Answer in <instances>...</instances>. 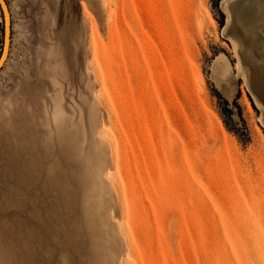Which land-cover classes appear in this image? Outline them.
<instances>
[{
	"label": "rangeland",
	"instance_id": "374dc122",
	"mask_svg": "<svg viewBox=\"0 0 264 264\" xmlns=\"http://www.w3.org/2000/svg\"><path fill=\"white\" fill-rule=\"evenodd\" d=\"M5 4L0 264H264V0Z\"/></svg>",
	"mask_w": 264,
	"mask_h": 264
},
{
	"label": "water",
	"instance_id": "95a60500",
	"mask_svg": "<svg viewBox=\"0 0 264 264\" xmlns=\"http://www.w3.org/2000/svg\"><path fill=\"white\" fill-rule=\"evenodd\" d=\"M0 9L3 15L2 48L0 52V62H1L5 49L9 44V38H10V21H9V15H8L7 6L5 4V0H0Z\"/></svg>",
	"mask_w": 264,
	"mask_h": 264
},
{
	"label": "crops",
	"instance_id": "0c3cea01",
	"mask_svg": "<svg viewBox=\"0 0 264 264\" xmlns=\"http://www.w3.org/2000/svg\"><path fill=\"white\" fill-rule=\"evenodd\" d=\"M257 65H259V66L256 67L258 70L264 68V66H260V63L257 64ZM256 68L255 67H251V69H253L252 72H254L253 74H255V76H256L252 80V89H253L256 97L259 99L261 104L264 106V81H262L260 79V77L258 76L259 74L256 73V71H254V70H256Z\"/></svg>",
	"mask_w": 264,
	"mask_h": 264
},
{
	"label": "bare ground",
	"instance_id": "6f19581e",
	"mask_svg": "<svg viewBox=\"0 0 264 264\" xmlns=\"http://www.w3.org/2000/svg\"><path fill=\"white\" fill-rule=\"evenodd\" d=\"M1 10V9H0ZM2 12V11H1ZM8 15H9V13H8ZM227 22H228V20H227ZM227 24V23H226ZM235 26V25H234ZM243 31V30H242ZM243 33V32H242ZM229 38V37H228ZM249 40V39H248ZM8 49H9V44L7 45V48L5 49V52H4V55H3V58H2V60H1V62H0V67L5 63V61H6V59H7V57H8ZM245 50V49H244ZM220 57H221V60L218 62V63H216L217 65H216V67H215V71L217 72V73H219V74H221L222 75V77L228 72V68H229V65H228V60H227V58L224 56V55H220ZM238 63V62H237ZM248 68H249V66H248ZM241 76H242V74H241ZM244 79V78H243Z\"/></svg>",
	"mask_w": 264,
	"mask_h": 264
},
{
	"label": "trees",
	"instance_id": "16d2710c",
	"mask_svg": "<svg viewBox=\"0 0 264 264\" xmlns=\"http://www.w3.org/2000/svg\"><path fill=\"white\" fill-rule=\"evenodd\" d=\"M221 0H216V2H220Z\"/></svg>",
	"mask_w": 264,
	"mask_h": 264
}]
</instances>
